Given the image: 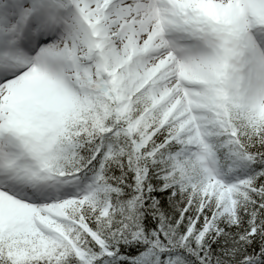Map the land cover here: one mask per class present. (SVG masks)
<instances>
[{
	"label": "snow or ice",
	"instance_id": "6c2138e0",
	"mask_svg": "<svg viewBox=\"0 0 264 264\" xmlns=\"http://www.w3.org/2000/svg\"><path fill=\"white\" fill-rule=\"evenodd\" d=\"M0 264H264V0H0Z\"/></svg>",
	"mask_w": 264,
	"mask_h": 264
}]
</instances>
